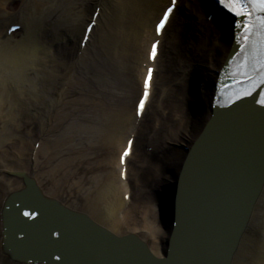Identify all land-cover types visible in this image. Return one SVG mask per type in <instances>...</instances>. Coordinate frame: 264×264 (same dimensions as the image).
<instances>
[{"label": "bare ground", "instance_id": "obj_1", "mask_svg": "<svg viewBox=\"0 0 264 264\" xmlns=\"http://www.w3.org/2000/svg\"><path fill=\"white\" fill-rule=\"evenodd\" d=\"M190 1L198 13L189 0H176L158 36L155 25L170 0H0V264H45L2 251L1 209L25 187L13 175L19 172L70 210L58 221L97 224L120 238L133 234L152 255L165 256L173 192L212 115L234 35L209 0ZM154 40L158 52L151 60ZM149 66V97L138 115ZM29 126L34 135L22 136ZM152 139L159 144L150 145ZM125 196L136 203L134 211ZM27 209L22 217H49ZM51 253L68 260L58 248ZM229 264H264V180Z\"/></svg>", "mask_w": 264, "mask_h": 264}, {"label": "water", "instance_id": "obj_2", "mask_svg": "<svg viewBox=\"0 0 264 264\" xmlns=\"http://www.w3.org/2000/svg\"><path fill=\"white\" fill-rule=\"evenodd\" d=\"M15 175L23 179L25 187L6 197L1 209L2 251L14 260L45 264H229L264 180V110L251 103L213 108L182 165L173 192L168 247L162 258L152 255L147 244L133 234L120 238L82 220L58 221L63 224L58 229L61 237L54 238L42 221L22 217V210L41 209L61 218L70 210L42 196L25 173ZM57 248L69 253L65 263L52 255Z\"/></svg>", "mask_w": 264, "mask_h": 264}, {"label": "snow or ice", "instance_id": "obj_3", "mask_svg": "<svg viewBox=\"0 0 264 264\" xmlns=\"http://www.w3.org/2000/svg\"><path fill=\"white\" fill-rule=\"evenodd\" d=\"M174 2L175 0H173V6ZM219 3L238 17L236 25L241 31L237 33V38L240 40L239 47L242 50V58L239 60L238 66L240 79H251L253 84L264 83V0H219ZM172 11V6L164 11L156 24L157 32L164 29ZM91 27L92 25H89V28ZM158 44L159 41L155 40L151 44L150 56L152 59L156 58ZM152 73L153 68L149 66L144 81V94L138 105V111L141 114L149 95ZM261 103H264V100H261ZM131 145L132 140L129 139L128 147L121 154L122 161L129 155Z\"/></svg>", "mask_w": 264, "mask_h": 264}, {"label": "rangeland", "instance_id": "obj_4", "mask_svg": "<svg viewBox=\"0 0 264 264\" xmlns=\"http://www.w3.org/2000/svg\"><path fill=\"white\" fill-rule=\"evenodd\" d=\"M198 1V0H197ZM189 2H190V5H191V7L195 10V12L197 11L196 10V6H195V4L193 3V1H190L189 0ZM200 2V7L203 9V7H202V5H201V1H199ZM199 2H198V4H199ZM197 13H198V11H197ZM196 13V14H197ZM175 19H176V21L179 23L180 22V20L182 19L181 18V14H179L178 13V15L175 17ZM213 30H214V28H213ZM169 31H170V27H168V29H166V37H167V34H169ZM165 37V38H166ZM164 38V43L163 44H165L166 45V47L168 46V43H167V38L165 39ZM177 65H179V67H180V63L179 64H177ZM177 65H175V67H174V69H173V73H179L178 71L180 70V68L177 66ZM177 67H178V69H177ZM161 74H162V72L160 71V76H161ZM160 76L158 75V80H159V78H160ZM128 78H129V80L130 81H132V74H129L128 75ZM157 80V79H156ZM158 80H157V82H158ZM158 94H157V92H156V94L154 95V97H153V100H152V105L149 107V109H148V113H151L152 112V110H153V108H154V105L156 104L155 102L157 101V98H158V96H157ZM135 97H136V94H135ZM134 97V98H135ZM147 126H149L148 125V123H146V127ZM30 129H32V127L31 126H29L27 129H25V130H23L22 132H21V135L22 136H28V135H30L31 133H32V135H34V132H30ZM160 136L161 137H163L164 138V136H166V134H164V133H162V134H160ZM142 137V136H141ZM149 144L150 145H157V144H159V140L158 139H152V140H149ZM150 149H151V147H150ZM104 155H105V153H103ZM107 155V154H106ZM133 161V160H132ZM106 170L107 169H105V168H102V170H100L101 171V173H104V172H106ZM9 176H11V173H9L8 174ZM127 201H128V199L127 198H125ZM129 202V201H128ZM128 205L130 206V211H134L135 210V207L137 206L136 205V203L135 202H129L128 203ZM147 243L149 244V241H147Z\"/></svg>", "mask_w": 264, "mask_h": 264}]
</instances>
